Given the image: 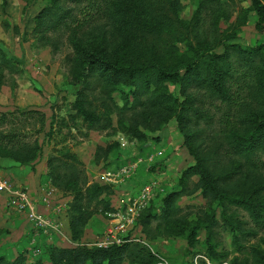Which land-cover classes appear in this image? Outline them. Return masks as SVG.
I'll return each instance as SVG.
<instances>
[{"label":"rangeland","instance_id":"rangeland-1","mask_svg":"<svg viewBox=\"0 0 264 264\" xmlns=\"http://www.w3.org/2000/svg\"><path fill=\"white\" fill-rule=\"evenodd\" d=\"M110 1L0 0V111L11 113L0 122V132H17L20 141L40 146L37 158L27 166L12 158L1 159H9L28 170H35V163H42L47 172V159L51 157L56 183L53 186L49 177L41 183L42 176L38 186L43 185L44 190L54 188L56 195L67 202V210L72 195L62 185L76 180L84 194L82 207L88 213L78 241L65 232V226L63 232L69 239L56 237L54 244L42 242V253L25 257L23 264H52L49 250L57 245L98 246L104 240L108 223L105 201L111 203L112 209L123 208L143 186L153 181L154 196L140 212L128 237H139L154 255L164 257L169 264H189L196 256L198 264H258L256 251L264 252V150L255 149L242 155L232 150L229 140L233 132L242 133L248 126L247 114L261 112L264 47L255 59L256 69L241 65L230 55L232 75L225 83L229 93L226 100L211 94L206 87L166 82L168 91L186 107L184 124L192 134V153L204 159L214 175L222 176L221 187L226 193L253 198L259 210L258 220H253L250 211L239 204L204 197L198 175L182 176V171L196 159L178 130L177 103L165 107L147 102L132 106L133 99L126 86L108 92L96 86L93 76L88 100L99 116V126L89 128L73 109L76 92L81 87L73 78L82 75L81 49H94L123 61L135 59L141 50L140 45L131 44L116 29L107 11ZM150 1L158 15L169 17L174 10L179 19L189 21L191 41L201 48L209 45L212 52L221 53L224 43L264 46L260 38L263 30L257 31L254 26V11H248L244 25L239 26L243 7L249 1L172 0V9L167 0ZM49 7L57 19L62 18L49 26L52 19L47 21L44 14L39 25L37 15ZM163 33L164 38L154 39L155 45L170 40V35ZM173 44L177 55L185 54L183 43L174 40ZM6 57L15 62H8ZM170 60L165 57L163 62L169 64ZM176 67L178 64L173 66ZM134 131L144 136L138 138ZM65 153L75 154L80 164ZM123 167L130 168L128 175H110L117 179L114 185L105 182L104 172L116 174ZM6 170L0 164V179L17 187H31L29 182H25L27 186L5 175ZM94 184L109 185L106 194L101 195L102 200L92 199L85 191ZM176 191L178 208L168 222L162 221L159 217L164 210L163 199ZM5 196L0 193V257L12 261L24 252L29 223L23 214L6 204ZM146 216L149 222L143 226ZM191 231L195 233L193 244L187 239ZM232 231L236 233L234 243ZM122 264L141 261L134 258Z\"/></svg>","mask_w":264,"mask_h":264},{"label":"trees","instance_id":"trees-1","mask_svg":"<svg viewBox=\"0 0 264 264\" xmlns=\"http://www.w3.org/2000/svg\"><path fill=\"white\" fill-rule=\"evenodd\" d=\"M167 1L170 9H172V0ZM246 1L249 3L243 7V15L241 18L239 17V26L244 25L247 12L254 11L256 14L255 29L262 31L264 28V0ZM153 5V1L150 0H111L109 2L107 11L112 17L116 29L130 40L131 44L140 45L141 50L135 59L123 61L109 58L100 53L101 51L81 49L80 64L83 67L80 73L82 75L80 77L73 75L74 81L80 83L81 87L76 92L72 105L73 109L88 124L89 128L99 126V116L90 108L88 100V91L93 87V81L90 77L93 76H96L94 82L96 86H101L108 92L126 86L133 99L132 106H141L147 102L151 106L165 107L166 104L177 103L180 108L176 116L178 130L184 137L185 146L196 159L194 164L182 171V176L186 174L198 175L201 194L204 197L218 202L227 201L239 204L250 211L253 220H258L259 210L253 198L226 193L221 187L222 176L214 175L204 159L198 158L192 153V134L184 124V120L187 118L186 107L183 102L177 101L173 93L168 91L166 82H175L183 87H206L211 94L226 100L229 98V93L225 83L232 75V67L229 62L230 55L233 54L241 65L256 69L255 59L261 54L264 46L244 47L236 42L224 43L221 44L223 48L221 53L212 52L209 45L201 48L191 41L189 21L185 22L179 19L174 10L169 17L158 15L153 9ZM44 14L47 16V21L52 19L49 26H54L57 20L62 18L60 16L57 19L52 14L51 7L44 8L37 15L39 25L43 22L41 20L44 18ZM193 27L194 25H192ZM163 32L170 35V40L164 44L156 43L155 45L154 39L164 38ZM174 40L185 45V54L182 56L177 55L176 46L173 44ZM159 49H163V52L160 53ZM165 57L171 59L169 64L163 62ZM6 58L9 59L8 62L14 60L9 57ZM175 64H178L179 68H173ZM260 105L261 109L259 110L261 112L257 110V112H250L246 115L245 122L248 126L245 130L242 133L233 132L231 134L229 144L236 153L244 155L255 149L264 150V98L262 101L260 100ZM10 114V112L0 111V122H3ZM133 134L138 138L144 136L138 131H134ZM39 153V145L20 141L17 132H0V158H12L20 164L27 165L34 161ZM65 156L80 164L75 154L65 153ZM47 166L46 178L49 177V182L54 186L56 180L51 157L47 159ZM108 186L106 184H94L85 191L91 194L89 196L92 199L100 198L102 200L101 195L106 194ZM62 187L70 191L72 195L69 208L65 211V220L71 238L78 241L88 218V213L81 204L84 194L76 180H69ZM178 194L177 191L171 192L163 199L164 210L159 217L162 221L168 222L169 216L178 208L175 203ZM105 202L106 209L111 211V203L108 200ZM148 222V216H146L142 221L143 226ZM232 230H235V227ZM129 232L124 233L125 238H130L127 235ZM235 238L236 233L232 231L233 243ZM187 239L189 244H193L194 231L188 234ZM256 256L257 263L264 264V252L256 251ZM25 257H27L26 249H24L23 254H18L12 261L0 257V264H23ZM134 258L139 259L141 264H154L157 261L156 255L143 243L134 240L112 243L106 246H53L49 250V260L52 264H122L123 261ZM189 264H193L192 261Z\"/></svg>","mask_w":264,"mask_h":264},{"label":"built area","instance_id":"built-area-1","mask_svg":"<svg viewBox=\"0 0 264 264\" xmlns=\"http://www.w3.org/2000/svg\"><path fill=\"white\" fill-rule=\"evenodd\" d=\"M129 173L130 168L127 169L125 167L121 168L116 174L106 171L104 172V179L105 182L114 185L117 182V179L113 177L114 175L122 174L125 176ZM153 185H155L154 181L143 186L138 195L132 201L127 202L125 207H114L111 211L106 212L108 223L104 231L105 236L104 240L97 244L98 246H106L127 240L144 243L139 237L125 238L124 233L131 231L136 226L140 212L154 196ZM0 193L6 195V204L23 214L26 222L29 223L25 247L27 257L39 256L42 253V242L54 244V238L56 237L60 238V240L69 239L63 232L65 231L64 223L66 222L65 210L67 202L62 201L56 195L54 188L44 190L42 197L35 200L26 187H17L6 179H0ZM40 203L46 208H39ZM156 256L157 261L154 264H169L164 257ZM192 263L198 264L197 256L192 260Z\"/></svg>","mask_w":264,"mask_h":264},{"label":"crops","instance_id":"crops-1","mask_svg":"<svg viewBox=\"0 0 264 264\" xmlns=\"http://www.w3.org/2000/svg\"><path fill=\"white\" fill-rule=\"evenodd\" d=\"M260 38H262L264 40V28H263V32L261 33V37ZM0 164L3 165L5 168H7L5 175L12 176L15 181H17V180L19 181L20 180V182L22 181V183L29 182V185L31 187L30 188L27 187L28 188L27 190L33 196V198L35 200L36 199H40L42 197L45 188H43V185H42V187L38 186V184L40 183V180L43 179V182L41 181V183H45L46 182V177H45V172L46 171L44 170V168L42 166V163H40V164H36L35 163V165H34L35 170H31V169L28 170V169H26L24 167H19V166L15 165V164L10 163L9 159H1L0 158ZM25 166H27V165H25ZM10 176H9V178H11ZM42 176L44 178H42ZM41 188H42V190H41ZM1 198L4 200L3 196ZM39 208L45 209L46 207H44L40 203L39 204ZM65 226H66V230H67L66 232L69 233V229H68V226L66 225V222L64 223V227Z\"/></svg>","mask_w":264,"mask_h":264}]
</instances>
